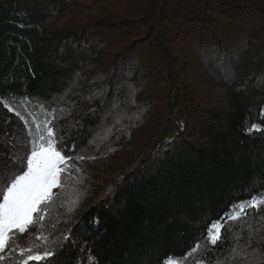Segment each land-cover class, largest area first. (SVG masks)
Masks as SVG:
<instances>
[{"label":"trees","instance_id":"16d2710c","mask_svg":"<svg viewBox=\"0 0 264 264\" xmlns=\"http://www.w3.org/2000/svg\"><path fill=\"white\" fill-rule=\"evenodd\" d=\"M38 113L70 174L0 264H264V205L206 239L264 199V0H0L6 170Z\"/></svg>","mask_w":264,"mask_h":264},{"label":"snow or ice","instance_id":"6c2138e0","mask_svg":"<svg viewBox=\"0 0 264 264\" xmlns=\"http://www.w3.org/2000/svg\"><path fill=\"white\" fill-rule=\"evenodd\" d=\"M8 110L12 111L10 107ZM39 127L37 125L38 129ZM257 128V125H252V129ZM45 132L46 135L41 133L26 143L23 157L12 158L11 164L14 167L11 170H6L0 164V253L5 251L17 232L25 233L36 222V217L40 221L44 219L41 213H46V205L54 196L53 189L62 186V175L70 174L68 170L72 157L63 154L62 148L58 147L52 127L45 126ZM261 205H264V199L253 198L236 206L239 210L234 214H226L227 220L224 223L217 222L213 225V230H209L207 234V241L216 246L223 239L221 229L227 230V221H238L248 214L247 208L258 210ZM36 238L41 239L40 236ZM199 249L200 244L197 243L187 255H192ZM25 251L29 255L24 264L43 258L39 254L32 255L31 248L22 250L21 256ZM44 255L50 256L52 253L45 252ZM4 259L0 255V261ZM167 264L178 262L169 259Z\"/></svg>","mask_w":264,"mask_h":264},{"label":"rangeland","instance_id":"374dc122","mask_svg":"<svg viewBox=\"0 0 264 264\" xmlns=\"http://www.w3.org/2000/svg\"><path fill=\"white\" fill-rule=\"evenodd\" d=\"M37 125L40 126L39 129L37 128ZM45 126H46V123L44 122V117L40 113H38L37 116H31L30 117L29 128L31 130V134H32L33 137H36L37 135H39L41 133L46 135ZM69 163H70V168H71V161ZM109 163H110V159L106 158L104 161L97 163L95 166L97 167V169H100V166H107ZM76 164H78V163H76ZM70 168H69L68 171H70ZM54 191H55V189H53V192ZM24 234L25 233L20 234V233L17 232L14 237L25 236ZM27 236L28 235H26V237ZM171 260L177 261L178 264H181V261L179 259H171ZM167 262H166V264H167Z\"/></svg>","mask_w":264,"mask_h":264}]
</instances>
